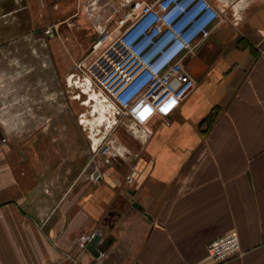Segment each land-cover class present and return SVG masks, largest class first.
<instances>
[{"label":"crops","instance_id":"crops-1","mask_svg":"<svg viewBox=\"0 0 264 264\" xmlns=\"http://www.w3.org/2000/svg\"><path fill=\"white\" fill-rule=\"evenodd\" d=\"M206 1L219 17L183 60L195 87L167 117L122 116L133 165L54 175L0 141V264H264V0ZM230 230L240 251L216 262L207 244Z\"/></svg>","mask_w":264,"mask_h":264},{"label":"rangeland","instance_id":"rangeland-1","mask_svg":"<svg viewBox=\"0 0 264 264\" xmlns=\"http://www.w3.org/2000/svg\"><path fill=\"white\" fill-rule=\"evenodd\" d=\"M112 12L108 0H0V141L37 171L74 177L140 154L92 68L118 35L92 50Z\"/></svg>","mask_w":264,"mask_h":264},{"label":"built area","instance_id":"built-area-1","mask_svg":"<svg viewBox=\"0 0 264 264\" xmlns=\"http://www.w3.org/2000/svg\"><path fill=\"white\" fill-rule=\"evenodd\" d=\"M108 1L116 12L108 18L110 24L96 30L92 50H98L114 31L118 35L92 65L101 83L97 86L121 116L139 123L156 114L167 117L195 86L183 60L198 38L208 36L218 11L206 0H134L121 3L126 7L121 13L114 1ZM53 32H57L54 25L46 30ZM135 174V168L129 171L127 181L132 182ZM80 245L85 247L84 239ZM239 247L238 232L230 230L211 239L207 252L222 262L239 253Z\"/></svg>","mask_w":264,"mask_h":264},{"label":"water","instance_id":"water-1","mask_svg":"<svg viewBox=\"0 0 264 264\" xmlns=\"http://www.w3.org/2000/svg\"><path fill=\"white\" fill-rule=\"evenodd\" d=\"M36 32H39V29H36ZM135 207H137L138 209H140V205L137 204V202H135L133 204ZM101 239V235L99 232H96L93 237L91 238V241L88 242L87 246H86V251L91 252V254H93L94 256L99 255L98 253H100L101 251H103L104 249V245L100 244L99 245V240Z\"/></svg>","mask_w":264,"mask_h":264}]
</instances>
